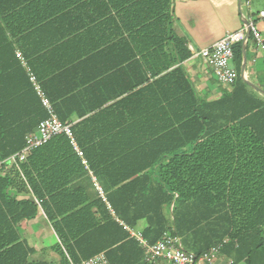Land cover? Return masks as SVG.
<instances>
[{
    "label": "trees",
    "instance_id": "16d2710c",
    "mask_svg": "<svg viewBox=\"0 0 264 264\" xmlns=\"http://www.w3.org/2000/svg\"><path fill=\"white\" fill-rule=\"evenodd\" d=\"M80 1L0 0V264H46L29 261L33 249L16 228L40 210L58 237L60 264L101 252L109 264H142L115 217L130 227L144 219L149 243L172 231L196 254L227 237L221 255L231 264H264V90L240 77L237 43L234 83L218 98L200 95L183 67L191 52L173 29V0H90L102 16L114 11L105 23L120 35L113 46L126 52L120 64L133 69L136 90L120 103L117 122L86 141L51 102L75 146L60 134L17 166L8 160L47 116L15 55L16 20L47 4L35 22L43 31ZM105 119H88L87 131ZM171 205L169 219L163 209Z\"/></svg>",
    "mask_w": 264,
    "mask_h": 264
},
{
    "label": "crops",
    "instance_id": "0c3cea01",
    "mask_svg": "<svg viewBox=\"0 0 264 264\" xmlns=\"http://www.w3.org/2000/svg\"><path fill=\"white\" fill-rule=\"evenodd\" d=\"M186 1L188 0L172 1L174 12L177 9V4L181 6V11L176 12L179 16L183 15V11H185L182 8L187 7L188 3ZM252 2L253 0H250V7L246 8V16L254 18L252 10L254 3L252 4ZM256 2L257 12L264 9V5L261 6L259 0H256ZM90 3V0H81L78 4L68 7L52 19L53 26L45 28L43 31L40 29L43 26L35 24V22L40 17H46L49 13L48 5L43 4L38 9L32 8L28 14L17 18L16 28L18 31L11 37L15 48L25 55L32 69L36 72L38 81L46 89L51 102L58 111V116L64 118L76 129L81 141H86L93 135L103 133L115 124L120 118L121 109L125 108V106L121 108L120 103L136 90L133 69L128 70L129 64H120L121 56L125 55L126 52L117 46H113L118 42L120 35L117 31H114L113 21L109 25L105 23V20L115 18L114 11L111 14L102 16L94 9L96 5ZM238 10L240 11V8ZM196 15L210 19L211 10L208 7L198 8ZM77 24H79V29L73 32V29L77 28ZM259 24L263 47L256 50L250 37L247 38L249 42H247V39L245 41L247 50L245 52L244 76L253 85H259L258 82L261 77H263L262 83L264 84V76H262L264 75V54L260 55L263 59L261 67L251 66V63H255L257 60L253 57L264 48V24ZM19 29L23 30L19 31ZM173 29L177 36L186 41L190 52L191 50L199 51L208 48L226 33L237 30L224 26L214 37L200 44L195 39H193L194 41L190 40L188 35L182 33L181 28H178L175 21ZM77 37L79 43L73 42V38ZM194 42L200 47H197ZM249 53L253 56H251L250 63L247 65V55ZM183 67L200 95L204 96L208 93L211 99L220 96L221 92L216 89L212 90L205 83L207 78H212V76L202 60L191 59L190 57L183 62ZM130 87H132L131 91ZM129 108L132 111V106H128L127 110ZM100 116H106L107 119L95 125V130L87 131L86 121ZM74 150L77 152L75 147ZM119 177L116 176L114 179ZM92 180L95 181L93 177ZM95 186L99 191L100 188L97 185ZM107 208L111 215L115 217L110 207L107 206ZM163 213L171 219L172 205L167 209L164 207ZM115 221L122 226L130 238L132 237L129 230L142 234L143 229L147 226L144 219L137 221L133 227L126 225L116 217ZM16 228L21 240L33 249V253L29 256L30 262L61 263L60 254L54 249V246L59 243L58 237L42 210L39 211L35 219L21 222ZM228 260L221 255L217 264H227ZM68 261L70 264V262L79 263L82 260L79 262Z\"/></svg>",
    "mask_w": 264,
    "mask_h": 264
},
{
    "label": "built area",
    "instance_id": "2783aa9c",
    "mask_svg": "<svg viewBox=\"0 0 264 264\" xmlns=\"http://www.w3.org/2000/svg\"><path fill=\"white\" fill-rule=\"evenodd\" d=\"M244 5L249 8L250 0H245ZM243 20V26L240 30L226 33L208 48H203L199 51L191 50V59L202 60L216 83L224 87L231 86L237 78V72L231 66L233 62V46L237 43L242 44L244 42L245 44V33L247 30L249 31V37L254 42L255 49L258 50L263 47L262 36L256 22L264 24V9L259 10L254 15V18L243 17ZM15 55L21 66L26 70L29 82L33 85L47 115L32 132L25 136L23 149L8 159L17 166L18 163L24 162L33 150L46 144L54 136L64 134L74 146L75 144L72 138L71 126L58 119L51 101L41 88L36 75L31 70L22 52L16 50ZM75 149L78 155L81 156V152L76 147ZM99 192L102 196L100 189ZM129 234L142 250V264H217L224 245L229 242V238L226 237L206 251L196 254L185 250L180 237L172 231H165L161 238L154 243H149L140 232L129 230ZM231 263L232 261L228 260L227 264ZM70 264H109V261L105 253L101 252L79 263L70 262Z\"/></svg>",
    "mask_w": 264,
    "mask_h": 264
},
{
    "label": "rangeland",
    "instance_id": "374dc122",
    "mask_svg": "<svg viewBox=\"0 0 264 264\" xmlns=\"http://www.w3.org/2000/svg\"><path fill=\"white\" fill-rule=\"evenodd\" d=\"M186 2L188 3L186 5L187 7L184 6L182 8V10L185 11H183V15L181 16H179L176 13L179 12V10L181 9L180 4H177L176 11L175 12L173 11L174 21L176 25H178V28L179 29L181 28L180 31L182 33L188 35L190 40L195 39L200 44L214 37V35L224 26L229 27L232 30L234 29L240 30L244 22L243 17L247 18L246 16L247 9L244 5L245 0H242L240 11L238 10L237 7V0H188ZM253 3H254V7L252 8V10L255 15L258 10V8L255 5L257 3L256 0H253L252 4ZM259 4L261 6L264 5V0H259ZM207 7L210 8L211 10L210 19L196 15L198 8H207ZM195 10L196 12L193 13V11ZM256 25L259 32L261 33L259 22H256ZM247 42H249V39H247ZM194 44L197 46L195 42ZM261 54H264V48L258 54L255 55L256 58L253 57V59H257V60L255 63H251L252 67L254 66H256L257 68L261 67L263 62L262 57H260ZM251 56L253 55H250V53L247 55V65H249L250 63ZM231 66L233 67L235 66L234 62L231 63ZM250 69L253 70L252 68ZM262 79L263 77H261V80L258 82L259 85L256 84L255 86L264 90V84L262 83L263 82ZM205 83L209 88H211L212 90L216 89L218 92H222L225 89L224 86L221 87V85L217 84L211 77H208ZM255 94L257 96H261L259 92H256Z\"/></svg>",
    "mask_w": 264,
    "mask_h": 264
},
{
    "label": "water",
    "instance_id": "95a60500",
    "mask_svg": "<svg viewBox=\"0 0 264 264\" xmlns=\"http://www.w3.org/2000/svg\"><path fill=\"white\" fill-rule=\"evenodd\" d=\"M241 0H238V8H240ZM249 37V31L247 30L245 33V40ZM242 48V54H243V63L240 69V77L247 82V84L252 85L250 82H248L244 76V69H245V48H244V42L241 44Z\"/></svg>",
    "mask_w": 264,
    "mask_h": 264
}]
</instances>
